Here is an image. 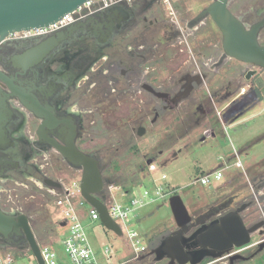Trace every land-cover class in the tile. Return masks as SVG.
I'll use <instances>...</instances> for the list:
<instances>
[{
  "label": "flooded vegetation",
  "instance_id": "flooded-vegetation-1",
  "mask_svg": "<svg viewBox=\"0 0 264 264\" xmlns=\"http://www.w3.org/2000/svg\"><path fill=\"white\" fill-rule=\"evenodd\" d=\"M233 1L228 3L231 12ZM163 8L155 0H135L44 35L20 32L4 38L0 43V191L14 182L24 181L38 188L48 187L46 179L59 182L48 176L45 167L52 160L66 161L50 141L60 146L73 141L79 151L88 154L83 150L86 117L90 114L86 101L98 82L103 100L110 92H117L116 97L127 94L130 103L142 104L144 111L139 110V118L151 126L174 115L171 120L176 123L163 128L166 134L178 130L175 126L181 120L180 110L185 103L193 102L195 110L207 116L210 110L204 100L214 107L229 100L225 108L231 114L227 113L225 120L251 104L249 99L233 103L231 97L237 88L242 89L238 76L245 75L246 79L249 71L256 76L260 69L225 56L221 34L211 18L195 20L201 11L193 17L180 18L173 9L167 11L166 17ZM148 14L153 18L148 19ZM234 15L244 24L250 21L252 25L264 17V5L255 10L252 19H248L251 16L248 12ZM155 26L159 31L149 33ZM213 26L220 35L219 45ZM202 28L208 33L201 37ZM233 61L237 62L236 78ZM102 83L115 89L102 88ZM258 84L250 88L258 90ZM33 103V110L26 106ZM88 155L97 160L95 155ZM66 166L72 169L67 163ZM0 198V208L10 212L1 206L3 198ZM243 203L239 194L231 193L192 217L199 224L209 223ZM3 239L9 240L0 236V241ZM20 239L12 238L13 242ZM225 260L226 264L249 261ZM164 261L168 264V260Z\"/></svg>",
  "mask_w": 264,
  "mask_h": 264
},
{
  "label": "rangeland",
  "instance_id": "rangeland-1",
  "mask_svg": "<svg viewBox=\"0 0 264 264\" xmlns=\"http://www.w3.org/2000/svg\"><path fill=\"white\" fill-rule=\"evenodd\" d=\"M212 1L177 0L172 7L177 10L180 18L186 16L190 18ZM263 5L264 0H234L231 3V10L239 16L248 12L251 15L248 19H252L255 10H259ZM163 9L167 17L168 10L166 7ZM152 18L148 14V19ZM250 24V21L246 22L247 26ZM213 30L219 45V32L214 26ZM158 31V27L155 26L148 32ZM207 33L208 31L203 28L200 31L201 37ZM259 42L264 45V29L259 35ZM236 63L232 62L234 78L238 76ZM258 73L249 80L245 79V75L242 78L238 76L239 86L249 88L243 95H238L237 88L231 97L232 102L241 103L249 99L251 103L242 107L241 112L229 115L225 121L223 117L231 113L225 108L218 116L215 109H223L230 103L229 100L216 103V108L209 100H204V105L210 110L207 116L196 111L193 102L189 104L190 107L185 103L180 110L181 120L175 126L178 130L172 131L171 134L163 133V128L176 123L171 120L174 115L151 126L139 118V110L144 111L142 104L133 105L127 94H119L120 96L116 97L117 92H110L103 100L101 89L98 90L100 85L98 82L86 101L90 114L86 117L87 130L84 133L83 150L95 155L99 160L104 181L109 179L113 184L132 194H140L145 189L154 191L157 183L167 184L180 195L191 216L199 214L210 204L231 193L247 196L250 193L247 179L254 188H264V175H257L264 172V70L260 69ZM99 78L100 75L96 77L97 80ZM101 80L105 78L102 77ZM255 83H259L258 90L250 88L254 87ZM106 86H110L111 91L115 89L107 83H102V88ZM119 88L122 89V85ZM139 126L146 129L141 137L137 135ZM223 126L227 128L224 129ZM235 152L242 163V168L234 166ZM148 161L150 164H147ZM226 166L228 167L223 171V178L215 181L211 175ZM45 170L48 176L63 180L67 185H71L73 181L79 182V174L74 169H68L62 160H52ZM161 174L166 175L165 181H160ZM203 174L211 176L210 184L207 186L196 183ZM22 182L4 185L0 191V197L3 198L1 206L5 210L18 209L31 217L34 231H38L36 236L38 243L41 246L54 247L59 256L66 261L61 241L68 231L69 223L62 219L51 196L34 183L35 186ZM170 196L140 208L137 211V218L129 219L126 225L122 223L123 236L119 237L106 229L99 220L91 222L86 216L88 205H80L82 200L76 194V211L81 215L80 222L86 229L89 242L100 263L117 264L126 261L130 259L129 255L136 246H144L150 252L160 237L173 231L175 225L168 205ZM116 197L122 200L119 194ZM249 201H251L249 196L243 200L244 203ZM249 211L252 209L245 210L244 216L250 213ZM130 230L139 234L136 238L137 244L136 240L128 238L127 232ZM105 248L110 250L109 262L104 256ZM256 250L257 248L248 251L247 256L250 257ZM27 251L25 249L23 254L15 257L14 264H37L32 254L27 255ZM213 263L227 262L223 259ZM156 264H166V261ZM244 264H264V249Z\"/></svg>",
  "mask_w": 264,
  "mask_h": 264
},
{
  "label": "water",
  "instance_id": "water-1",
  "mask_svg": "<svg viewBox=\"0 0 264 264\" xmlns=\"http://www.w3.org/2000/svg\"><path fill=\"white\" fill-rule=\"evenodd\" d=\"M85 1L87 0H0V43L13 33L47 27L66 13L75 10ZM228 3L229 0L212 1L197 15L195 20L204 17L211 18L221 34V47L225 56L264 70V45L259 42V33L264 29V17L247 26L232 14ZM62 28L64 26L57 30ZM253 73V71H249L246 79H249ZM26 106L33 110L35 104ZM144 133L145 129L139 127L137 135L141 137ZM37 134L41 138L39 131ZM50 143L72 169L80 172V195L88 205L99 212L100 222L103 226L117 236H121L120 227L110 218L106 207L98 196L104 186L98 160L79 151L73 141H67L66 146L57 145L52 141ZM147 164H150V161ZM44 183L51 188H61L58 181L46 179ZM168 205L175 229L163 236L148 253L153 257L155 263L168 260V264H207L204 263L206 260H211L210 263H213L227 258L230 261H247L264 249V243H262L250 257L228 256L234 247L240 248L247 245L250 236L263 224V222H258L250 226L246 225L241 213L249 207L247 203H243L238 209L220 216L214 221L201 222V224L189 214L180 195H171ZM196 225L198 227L192 230ZM0 236L8 238L14 246L25 242L36 263L44 264L30 219L25 214H13L0 208ZM14 236L21 239L18 242H13Z\"/></svg>",
  "mask_w": 264,
  "mask_h": 264
},
{
  "label": "built area",
  "instance_id": "built-area-1",
  "mask_svg": "<svg viewBox=\"0 0 264 264\" xmlns=\"http://www.w3.org/2000/svg\"><path fill=\"white\" fill-rule=\"evenodd\" d=\"M135 0H87L78 6L75 10L70 13H66L59 20L50 24L44 28H38L35 30L22 32L23 34H44L49 33L54 30H57L61 27H66L71 23H76L88 16L95 15L103 12L104 10L112 7V6H127L130 5ZM158 3H161L164 7L167 8L169 12L173 11L172 4L177 0H155ZM15 34V33H13ZM245 89L242 88L239 91L238 95H243L245 93ZM223 109H215L216 114L218 116L221 115V110ZM224 129L227 127L223 126ZM233 158L236 159L234 162V166L236 168H242V163L239 160L238 154L235 152ZM226 167H222L221 169L216 170L211 176L215 181H219L223 178V171ZM151 168L153 166L151 165ZM154 170V168L152 169ZM79 174L80 172L75 170ZM210 175L203 174L200 176L196 183H199L202 186H207L210 184ZM166 175L161 174L160 181H165ZM61 184V188H48L45 186H40L39 188L43 190L47 195L53 198V203L55 207L59 210V213L62 219L65 222L69 223V228L64 236L61 244L63 245L66 261L63 260L57 250L54 247L49 246H41L39 244L40 254L43 259L44 264H111V263H100L97 259V256L89 242L88 235L86 233L85 227L80 222V216L75 208V199L76 194L80 196V205L87 204L85 200L80 195L79 182H72L71 185H67L63 180L59 181ZM247 183L250 188L249 207L246 209L249 211L251 217H253L252 224H256L258 222H263L262 226L250 236V241L247 245L242 246L240 248H233L228 256L233 255H247L248 251L258 248V246L264 243V188L261 189L254 188L251 184L250 180L247 179ZM38 184V183H37ZM102 197L100 198L104 206L106 207L110 218L120 227L121 236H123V224L126 225L129 219L137 218V211L140 208H143L147 205L154 204L160 200H163L165 197L173 195L174 190L169 188L167 184L157 183L155 185L154 191H150L145 189L140 194H132L127 199H123V197L127 196V192H124L123 189L115 185L113 183H104L103 189L100 191ZM119 194L122 197V200L117 199L116 195ZM248 198V197H247ZM245 200V199H244ZM88 205V204H87ZM88 210L86 212L87 218L91 222L100 221L99 212L92 206L88 205ZM11 213H15L16 211L20 212L18 209L11 208L9 209ZM255 213V214H254ZM123 223V224H122ZM127 236L130 240H136V244L138 240L136 239L139 234L136 231L130 230L127 232ZM148 250L144 246H136L134 250L131 252L130 259L126 261H122L117 264H132L143 257ZM104 256L109 262L111 259L110 250L105 248ZM15 258L9 248H0V264H14ZM211 264V263H207Z\"/></svg>",
  "mask_w": 264,
  "mask_h": 264
},
{
  "label": "trees",
  "instance_id": "trees-1",
  "mask_svg": "<svg viewBox=\"0 0 264 264\" xmlns=\"http://www.w3.org/2000/svg\"><path fill=\"white\" fill-rule=\"evenodd\" d=\"M257 175H258V176H263V175H264V172L258 173ZM263 179H264V178H263ZM104 183H112V181L108 179V180H105ZM33 186H34V185H33ZM174 194H177V193L174 192ZM249 195H250V193H249ZM249 195H247V196H242V195H240V197H242L243 200H244V199H246ZM98 196H99V198H101V197H102L101 193H99ZM19 213L25 214V213L22 212V211H20ZM250 214H251V213H250ZM250 214H246V215L244 216V221H245L246 225H248V226L253 225V224L251 223L252 220H253V217H251ZM25 215H26L27 217H29L27 214H25ZM29 219H30V224H31L32 231L34 232L35 236H38V231H34L32 218L29 217ZM0 246H1L0 248H4V247H5V248H8V247H11V248H9V249H10V251L12 252V254L14 255V258H15V257L18 258L20 254H23V251H24L25 249L28 250V246H27V244H26L25 242H20V243L17 244L16 246H13L12 243L10 242V240H7V239H5V240L3 239L2 241H0ZM154 247H155V245H154L152 248H154ZM148 253H149V252H147L143 257H141L139 260H137V261H136L135 263H133V264H156V263H154V261H153V257L149 256ZM27 255H31V252H30L29 250L27 251ZM209 261H211V260H209Z\"/></svg>",
  "mask_w": 264,
  "mask_h": 264
},
{
  "label": "crops",
  "instance_id": "crops-1",
  "mask_svg": "<svg viewBox=\"0 0 264 264\" xmlns=\"http://www.w3.org/2000/svg\"><path fill=\"white\" fill-rule=\"evenodd\" d=\"M223 121H224V120H223ZM225 121H226V120H225ZM223 128H224V127H223ZM231 159H232V158H231ZM120 187H121V186H120ZM121 188H122V187H121ZM122 189H123V188H122ZM123 191H124V192H127V194H128V192H129V191L124 190V189H123ZM129 196H130V195L128 194L127 196L123 197V199H127Z\"/></svg>",
  "mask_w": 264,
  "mask_h": 264
}]
</instances>
